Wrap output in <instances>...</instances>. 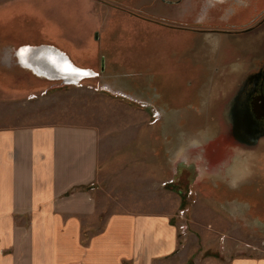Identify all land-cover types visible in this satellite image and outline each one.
Returning a JSON list of instances; mask_svg holds the SVG:
<instances>
[{
  "label": "rangeland",
  "instance_id": "374dc122",
  "mask_svg": "<svg viewBox=\"0 0 264 264\" xmlns=\"http://www.w3.org/2000/svg\"><path fill=\"white\" fill-rule=\"evenodd\" d=\"M259 1L0 0V129L72 125L81 147L88 129V182L70 194L88 195L78 237L94 256L106 229L109 242L132 243L134 225L147 264L149 247L161 245L151 246L150 221L166 217L173 249L155 264H264V123L255 119L251 137L242 125L250 74L264 70ZM40 45L95 74L76 82L40 76L17 55ZM232 63L233 92L202 103L203 83L209 89ZM236 143L244 155L231 153ZM250 149L255 165L236 185L230 168ZM131 252L105 251L109 264L113 255L128 264Z\"/></svg>",
  "mask_w": 264,
  "mask_h": 264
},
{
  "label": "crops",
  "instance_id": "0c3cea01",
  "mask_svg": "<svg viewBox=\"0 0 264 264\" xmlns=\"http://www.w3.org/2000/svg\"><path fill=\"white\" fill-rule=\"evenodd\" d=\"M82 134L83 147L77 145V128L72 125L0 129V264H109L105 251L126 257L125 250L131 249L128 264H142L139 228L134 225L132 243L118 237L109 242L106 229L98 256L92 244L80 242L78 214L88 215V195L70 191L88 182V165L82 162L88 158V129ZM166 220L157 218L158 226L150 221L155 242L150 245L161 244L157 249L162 251L150 255L157 249L149 247L147 264L173 249ZM113 256L110 264L116 263Z\"/></svg>",
  "mask_w": 264,
  "mask_h": 264
},
{
  "label": "bare ground",
  "instance_id": "6f19581e",
  "mask_svg": "<svg viewBox=\"0 0 264 264\" xmlns=\"http://www.w3.org/2000/svg\"><path fill=\"white\" fill-rule=\"evenodd\" d=\"M60 52H64L61 49L57 48ZM32 50L30 46H22L21 48H19L17 50V55L19 58V62L21 64H23L24 66L30 68L31 70L35 71L37 74H39L40 76H44L46 78H51V79H58L59 77L55 76L56 74H53L51 72H48L45 70V68L43 66H41L40 63L38 62H34L32 60V58L29 56V51ZM209 51V50H208ZM207 51V52H208ZM211 52L214 54V48L211 49V51L209 52V56L211 55ZM64 54L69 58V60L71 61L70 57L64 52ZM37 57V56H36ZM72 62V61H71ZM73 63V62H72ZM73 65H75L73 63ZM76 66V65H75ZM84 78V77H82ZM80 76H76V75H72L69 76L68 78H66L65 80H67L68 82H76L80 79H82ZM60 79V78H59ZM109 84V83H108ZM125 84V83H124ZM108 88V87H107ZM117 92V91H116ZM208 95H209V91H207ZM210 94L212 95V98L215 97V93L212 92V90H210ZM227 93L223 90L220 91V95H225V97L228 95H226ZM129 97V96H128ZM208 99V97H207ZM138 100V99H137ZM205 101V100H204ZM203 103V102H202ZM232 103V102H231ZM142 104V103H141ZM212 104V103H211ZM210 104V106H211ZM149 105V104H147ZM231 110V109H230ZM156 111V110H155ZM158 114V113H156ZM243 114V120H242V125L244 126V132L247 134V136H253L255 134V132L258 130V128L256 127V123L257 121L255 120V118L251 115V113L246 110L245 108L242 111ZM162 115V114H161ZM163 118V116H162ZM164 124V123H163ZM168 125V124H167ZM164 126V125H163ZM165 130V129H163ZM162 130V131H163ZM186 134V133H185ZM203 135V134H202ZM204 136V135H203ZM183 137V136H182ZM261 139V140H260ZM259 140L262 142V144L264 145V137L260 138ZM202 141V140H201ZM243 147V146H242ZM242 147L239 146H235V147H231L229 148L235 156H242L244 155L243 153H241ZM199 149V148H198ZM201 149V148H200ZM245 149V148H244ZM202 151V150H201ZM200 151V152H201ZM257 153L253 152V150L248 151L247 152V159L245 158L244 160H239L237 159V163L233 164L232 167L230 168V172H232L231 175H233V179L234 181H236V185L240 182V180L242 178L247 177L254 164V157ZM263 155V154H262ZM179 156V155H178ZM262 157V156H261ZM184 158V156H183ZM177 159V158H176ZM228 159V158H227ZM232 159V156H231ZM178 160V159H177ZM258 160V159H257ZM181 162V161H180ZM225 162V161H224ZM227 165V164H226ZM230 165V164H229ZM221 166V165H220ZM219 168V167H218ZM227 168V166H226ZM227 170V169H226ZM198 171V169H197ZM227 172V171H226ZM253 172V171H252ZM260 172V171H259ZM230 174V173H229ZM261 174V173H260ZM231 177V176H230Z\"/></svg>",
  "mask_w": 264,
  "mask_h": 264
},
{
  "label": "flooded vegetation",
  "instance_id": "af4514ba",
  "mask_svg": "<svg viewBox=\"0 0 264 264\" xmlns=\"http://www.w3.org/2000/svg\"><path fill=\"white\" fill-rule=\"evenodd\" d=\"M226 23L229 24V25H231V26H233L232 24H230L228 22H226ZM203 24L209 25L210 23L209 22L208 23L206 22V23H203ZM240 38H242V37H240ZM246 40L247 39H244L242 41L243 44H239L238 43L239 47H242L243 49H246L247 48V45L246 46L244 45V44H246L248 42ZM233 43L235 45H237V43H235V42H233ZM212 48H214V44H211L209 46V49H208L209 51L206 53L207 58L204 59V60L207 63L213 62V60H214V56H213V53L212 52H211V55L210 56L208 55ZM226 52H227V50H222V53L226 54ZM211 59H212V61H211ZM234 66L235 65L233 63L230 65V71L227 72V73H225V75L223 76V79H222V77L216 76L211 81V84H210L209 89H208V82L206 81V82L203 83V85L201 87L202 102L203 103H204V100H206L207 97H208L209 98V103L210 104L212 103L211 104V106H212L215 103V100L220 96V91H223L224 90L228 95L233 92V90L235 89V84L236 83H235V80L232 79L231 72H234V71H237L238 70V68L236 66L235 67ZM250 75L252 77H254V76L255 77L252 78V79H250L248 83H250L251 85L254 84L255 87H253L251 89L252 95H251V97L249 99V109H250L249 112L251 113V115L256 120H259L260 122L264 123V70L262 69V71L260 73L259 72H252ZM254 79H257V80L254 81ZM246 83H247V81H246ZM206 90L209 91V95H208V93H206ZM210 90H212V92L215 93V97L212 98V95L210 94ZM221 98H225V95H221ZM254 107L257 108V110L255 112L253 111ZM212 129H215L214 126L212 127ZM260 140L258 141V144L259 145L260 144L262 145V142ZM222 141H224L223 138H222ZM235 146H239V144L236 143V144H234L232 146H229V147L231 148V147H235ZM253 152H256V151H253Z\"/></svg>",
  "mask_w": 264,
  "mask_h": 264
},
{
  "label": "water",
  "instance_id": "95a60500",
  "mask_svg": "<svg viewBox=\"0 0 264 264\" xmlns=\"http://www.w3.org/2000/svg\"><path fill=\"white\" fill-rule=\"evenodd\" d=\"M30 47L32 50L29 51V56L32 58V60L34 62L40 63L46 71L56 74L55 76L59 77L65 82H67L65 79L72 75L80 76L82 78L95 74L90 69L73 65L64 52H60L57 48L51 45ZM256 110L257 108L254 107L253 111L255 112Z\"/></svg>",
  "mask_w": 264,
  "mask_h": 264
}]
</instances>
